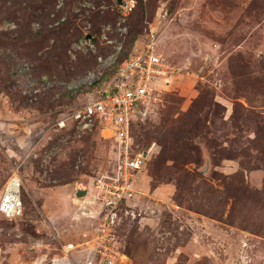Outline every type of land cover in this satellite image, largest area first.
<instances>
[{"label": "rangeland", "instance_id": "1", "mask_svg": "<svg viewBox=\"0 0 264 264\" xmlns=\"http://www.w3.org/2000/svg\"><path fill=\"white\" fill-rule=\"evenodd\" d=\"M152 39L175 71L131 127L149 150L138 191L105 259L66 251L96 236L77 213L103 207L96 178L118 163L109 131L72 113ZM15 173L25 208L0 213V264H264V0H137L126 16L117 0H0V192Z\"/></svg>", "mask_w": 264, "mask_h": 264}, {"label": "built area", "instance_id": "2", "mask_svg": "<svg viewBox=\"0 0 264 264\" xmlns=\"http://www.w3.org/2000/svg\"><path fill=\"white\" fill-rule=\"evenodd\" d=\"M137 0H123L120 13L126 16L136 7ZM171 63L158 52L156 42L152 39L143 49H136L120 62L109 88L114 91L89 99L82 107L72 113L73 123L82 131L97 129L116 140L118 146V163L116 172L109 179L96 178V198H100V209L80 208L79 213L91 214L99 220L96 236L80 243L70 242L66 251L80 250L100 254L105 259L112 251L115 240L114 226L120 217L118 206L124 197L135 194L138 175L142 171L148 151H136L133 144L131 127L139 115L146 110L141 104L155 99V83L168 80L174 74ZM23 179L18 174L10 175L0 192V213L8 219L20 217L24 213L25 202L22 194ZM90 192V189H88ZM103 214V215H101ZM80 215V214H79Z\"/></svg>", "mask_w": 264, "mask_h": 264}, {"label": "water", "instance_id": "3", "mask_svg": "<svg viewBox=\"0 0 264 264\" xmlns=\"http://www.w3.org/2000/svg\"><path fill=\"white\" fill-rule=\"evenodd\" d=\"M119 4H121L123 2V0H117ZM88 37H91V35L89 34ZM89 192L88 189H78L77 191V195H85Z\"/></svg>", "mask_w": 264, "mask_h": 264}, {"label": "trees", "instance_id": "4", "mask_svg": "<svg viewBox=\"0 0 264 264\" xmlns=\"http://www.w3.org/2000/svg\"><path fill=\"white\" fill-rule=\"evenodd\" d=\"M97 25V24H96ZM117 69V68H116ZM116 73V70H115V72H114V74ZM114 76V75H113ZM114 90L112 89V88H107L106 90H105V94H111L112 92H113ZM2 215V214H1ZM4 218H6L4 215H2ZM6 219H8V218H6ZM82 252H84V251H82Z\"/></svg>", "mask_w": 264, "mask_h": 264}, {"label": "crops", "instance_id": "5", "mask_svg": "<svg viewBox=\"0 0 264 264\" xmlns=\"http://www.w3.org/2000/svg\"><path fill=\"white\" fill-rule=\"evenodd\" d=\"M77 190H78V188H77ZM95 208V207H94ZM78 214V213H77ZM84 252H87V251H84Z\"/></svg>", "mask_w": 264, "mask_h": 264}, {"label": "bare ground", "instance_id": "6", "mask_svg": "<svg viewBox=\"0 0 264 264\" xmlns=\"http://www.w3.org/2000/svg\"><path fill=\"white\" fill-rule=\"evenodd\" d=\"M88 193H90V192H88Z\"/></svg>", "mask_w": 264, "mask_h": 264}]
</instances>
